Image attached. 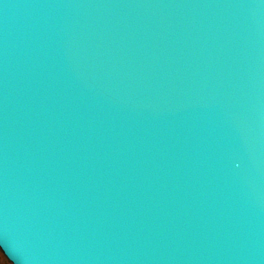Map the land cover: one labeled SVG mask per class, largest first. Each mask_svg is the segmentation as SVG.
I'll return each instance as SVG.
<instances>
[{
	"label": "water",
	"instance_id": "water-1",
	"mask_svg": "<svg viewBox=\"0 0 264 264\" xmlns=\"http://www.w3.org/2000/svg\"><path fill=\"white\" fill-rule=\"evenodd\" d=\"M0 248L264 264V0H0Z\"/></svg>",
	"mask_w": 264,
	"mask_h": 264
},
{
	"label": "rangeland",
	"instance_id": "rangeland-1",
	"mask_svg": "<svg viewBox=\"0 0 264 264\" xmlns=\"http://www.w3.org/2000/svg\"><path fill=\"white\" fill-rule=\"evenodd\" d=\"M0 264H13L0 248Z\"/></svg>",
	"mask_w": 264,
	"mask_h": 264
}]
</instances>
